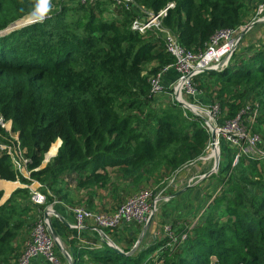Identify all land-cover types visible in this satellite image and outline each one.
<instances>
[{"label": "trees", "instance_id": "trees-1", "mask_svg": "<svg viewBox=\"0 0 264 264\" xmlns=\"http://www.w3.org/2000/svg\"><path fill=\"white\" fill-rule=\"evenodd\" d=\"M134 1L155 13L173 3L161 23L195 52L217 30L252 20L245 0ZM104 2L50 0L43 20L0 35V115L12 121L30 179L1 147L0 178L41 182L47 205L75 204L76 190L106 187L110 169L128 187L164 184L203 155L211 139L202 118L151 93L150 77L175 62L161 33H140L132 28L135 9L116 5L109 16ZM35 10L42 12L41 0H0V31ZM195 83L202 102L220 104L221 122L250 104L257 111L253 131L264 141V44L237 53L221 71L197 75ZM0 141L12 143L2 127ZM221 153L216 185L191 225L175 218L172 236L157 237L138 254L107 244L83 250L102 264H264V159L243 154L235 163L238 151L225 140ZM30 194L18 188L0 205V264H18L15 244L36 210ZM77 251L73 264H82Z\"/></svg>", "mask_w": 264, "mask_h": 264}, {"label": "built area", "instance_id": "built-area-1", "mask_svg": "<svg viewBox=\"0 0 264 264\" xmlns=\"http://www.w3.org/2000/svg\"><path fill=\"white\" fill-rule=\"evenodd\" d=\"M95 1L78 0L81 3H92ZM114 2V8L116 5H123L126 9H135L137 16L133 20L132 28L138 30L140 33H145L151 28L157 29L163 37L166 51L174 56L175 62L173 64L165 66L160 72L150 77L151 93L154 96H168L172 101L179 102L185 109L190 110L194 115L204 120V125L209 131L211 139L204 154L197 160L206 162L213 160L214 166L216 160H219L220 166L223 140L237 149L238 153L235 163L243 154H250V156L257 159H264L263 138L253 131L257 111L253 110L252 106L248 104L235 118L221 122L222 109L220 104L217 102H202L201 90L195 83L197 75L207 70L221 71L229 66L240 50L243 40L242 32L246 25L217 30L210 38L205 50L195 52L183 46L179 42L177 35L168 28H165L161 23V19L166 15L167 10L174 7L173 3H170L160 12L155 13L150 9L140 7L134 0H115ZM36 19L40 20L39 18ZM252 20L264 21V0H261L256 6L255 15ZM171 68L177 71L178 76L169 85H166L164 83V76ZM0 127L9 132L12 140L11 144L0 141V147L11 154L15 167L30 179V171L27 170L29 160L21 148L19 137L12 132V121L5 120L0 115ZM195 161L186 166L194 164ZM217 169L219 167L216 169L213 167V171L218 172ZM205 176L203 174L201 178ZM25 187H28L31 191L30 200L38 214L36 213L37 218L34 221L31 236L20 251L17 263L31 264L33 258L42 256L49 264H63L64 260H68V264H71L73 262L72 255L70 254L71 260L64 256L58 247L59 239L52 234L51 225L53 223H51V216L54 210L52 206L47 205V195L42 189V183L32 180L30 184H25ZM164 198L169 200L170 196L160 197L152 189H142L129 196L111 212L93 210L83 206H73L71 209L74 212L76 221L72 227L77 230V239L82 240L84 229L88 225H94L101 236V247L104 244L110 246L115 230H118L124 224L132 223L140 224L144 227L150 218L155 215L157 203L161 202V199ZM43 206L45 208L41 209ZM159 234L161 235L159 237L165 235L172 236L173 232L171 227H166ZM184 237L185 235L182 238ZM101 247L97 245V248Z\"/></svg>", "mask_w": 264, "mask_h": 264}, {"label": "crops", "instance_id": "crops-1", "mask_svg": "<svg viewBox=\"0 0 264 264\" xmlns=\"http://www.w3.org/2000/svg\"><path fill=\"white\" fill-rule=\"evenodd\" d=\"M247 4L250 6V8L256 9V6L261 0H245ZM251 13V11H250ZM250 15V14H249ZM251 18V17H250ZM262 24L254 25L249 30H256L260 27L264 26V21L260 22ZM178 76L177 71L174 68H171L167 71V73L164 76V83L166 85H169L172 81H174ZM197 161V160H196ZM196 161L194 164L189 165L193 166L196 164ZM203 164H206L208 162H204L203 160H200ZM188 167V166H187ZM190 169L188 170H179L172 178V180L169 183H173V190H175V193L171 194L170 199H163V203L161 205V215L164 217H171V213H173L174 218H180L186 216L187 219H190L191 216H196V211L201 208L207 198V190H211L209 186L205 189L204 184L202 183V178L199 177L200 173L193 172L190 173ZM194 179V180H192ZM0 190L4 192L3 198L0 202V205L6 202L12 195V193L18 189L25 187V184L21 183L20 181H8L0 178ZM7 183H4V182ZM18 182L17 186H6L8 183ZM95 189V188H94ZM94 190H88V189H81L79 191L76 190L75 195L76 196V205L78 204H84L86 206H90L91 208H95L93 210L103 211V206L98 204V200L100 199V196L98 193L93 192ZM89 193L90 197H86L85 199L82 198L83 193ZM168 197V196H167ZM119 198V204L112 207L109 211H103V212H111L115 210L123 201L122 197H119L118 194L115 196V200H118ZM82 200V201H81ZM89 200H91V203H89ZM75 204H71L69 202H66L64 200H58L49 203V206L53 207L54 213L51 216V220L53 223V226L57 230L59 234V238L63 243V246L65 249L72 254V252L79 250L78 255H81L82 259H92L94 260L89 253L84 251L86 250H93L97 248V245L101 247V236L99 231L95 228L94 225H88L87 228L83 231L82 240L77 239V230L72 227V225L75 223V216L74 212L72 211L71 207L75 206ZM93 204V205H92ZM35 208V207H34ZM36 213V212H34ZM143 226L140 224H124L123 226L119 227L118 230L114 231V235L116 237H126L129 239L131 238H138V232L142 230ZM21 235V234H20ZM113 239L116 240L114 238ZM20 237V236H19ZM18 237V238H19ZM72 239H76V242H72ZM117 241V240H116ZM25 246V245H24ZM23 249V248H22ZM83 250V251H82ZM60 251V250H59ZM132 251V249L130 250ZM129 251V252H130ZM31 264H49L42 256H38L33 258L31 261ZM63 264H68V260H64Z\"/></svg>", "mask_w": 264, "mask_h": 264}, {"label": "rangeland", "instance_id": "rangeland-1", "mask_svg": "<svg viewBox=\"0 0 264 264\" xmlns=\"http://www.w3.org/2000/svg\"><path fill=\"white\" fill-rule=\"evenodd\" d=\"M66 4H73V3H77L78 0H63ZM105 1L104 6L107 12V15L111 16L113 15L112 10L114 9V0H102ZM251 13L249 15V17H251V19L254 18L255 15V9L252 8L250 9ZM42 14V12L40 10H35L31 15H29L28 17L24 18V20L29 21V20H33L35 18H39L40 15ZM250 19V20H251ZM253 21V20H251ZM250 21V22H251ZM249 22V23H250ZM258 24H262V23H258ZM257 25V24H256ZM255 25V26H256ZM264 25V24H263ZM260 44H264V26L260 27L259 29L256 30H249L245 36L243 37V40L241 42V46H240V50L238 51V53H244L247 49L250 48L251 45H256L259 46ZM168 96L162 99V103H167L168 101ZM47 159H50L53 156H49V154H47ZM205 162V161H204ZM208 163L203 164L200 160L196 161V164L193 166H184L183 168H181V170H188L190 169V173L192 174L193 172L196 173H200L199 177L201 178V176L203 174H205L206 176L202 178V183L204 184V188L206 189L207 186H209V188L211 189L209 191V189L207 190V192L211 193L215 187V185L213 186V184L215 183L214 178L212 177V174L214 173H218L213 171V167H214V161H207ZM219 169H217L218 171ZM111 175H112V183L107 185L106 187H96L95 189H93L95 193H98L100 196V199L98 200V204L103 206V211H109L111 210L112 207L118 205L119 202V198L118 200H115V196L118 194L119 197H122L121 201H125L129 196H131L132 194L138 192L139 190L142 189H152L154 191V193H157V195H159L160 197H169L171 196V194L175 193V190H173V183H169L173 176L176 174H174L172 177H170L169 179H167L166 183L164 184H146L144 186H141L140 188H135V187H128L124 184L123 181L119 180L117 178L116 173L110 169ZM218 184V183H217ZM86 197H90L89 193H83L82 198L85 199ZM163 199H161V202L157 203V210L155 212V215L153 216V220L151 222L150 227L147 230L146 235L141 239V242L139 243V245L135 248V246L137 245L138 240L140 239V236L142 234V230H140L138 232V238L134 239L129 237H121V239L119 237H116L114 235V238L117 240H114L113 238H111L112 242L111 245H115L117 246L118 249H120V251H123L124 253L129 252L128 249H132L133 250V254H138L141 250L148 248V246H150L152 244V241L155 240L157 237L161 236L159 233H161V230H163V228L166 227H171L173 225V221L175 220L173 213H171V217H164L160 214L161 211V205L163 203L162 201ZM82 201V200H81ZM93 205V204H92ZM75 206H83V207H88L91 208L90 206H86V205H82V204H78ZM204 207V206H203ZM91 209H95V208H91ZM200 209V208H199ZM202 211V207L201 210L199 211V213ZM35 212L38 214V212L35 210ZM36 213H32V218H29V225L26 226L22 231H21V235L20 237L17 239L16 241V249H17V255L20 253V251L22 250V248L24 247V245L26 244V242L28 241V239L31 236V232L33 230V226H34V221L36 220ZM198 215V214H197ZM182 220H188L186 221L187 224L191 225L194 221H196V217L195 216H191L190 219H187L186 216L183 215V217H180ZM128 254V253H127ZM158 252H155L153 254L150 255L153 257H157ZM13 264V263H12ZM82 264H102L101 262H98L96 260H92L90 259H84Z\"/></svg>", "mask_w": 264, "mask_h": 264}, {"label": "water", "instance_id": "water-1", "mask_svg": "<svg viewBox=\"0 0 264 264\" xmlns=\"http://www.w3.org/2000/svg\"><path fill=\"white\" fill-rule=\"evenodd\" d=\"M36 21H38L36 18L33 19V20H29V21H26V20H24V18H21V19H19V20L14 21L13 23H11L6 29L0 31V35L7 34V33L11 32V31H13V30H15V29L21 28V27H23V26H25V25H27V24H30V23H33V22H36ZM260 22H262V20L253 21V22H250L248 25H246V27L244 28V30H243V32H242V37L245 36V34L249 31V29H251L254 25H256V24H258V23H260ZM214 136H215V135H214ZM61 143H62V141H61ZM61 143H60L59 147L61 146ZM58 149H59V148H58ZM57 152H58V150H57ZM56 154H57V153H56ZM56 154H55V155H56ZM55 155H54V156H55ZM48 160H49V159L46 158V161H48ZM218 167H219V160H216V162H215V166H214V169H216V168H218ZM152 220H153V217H151L150 220L148 221V223L144 226V228H143V230H142V234H141V236H140V239L138 240L137 245L135 246V248L139 245V243L141 242V239L146 235L147 230H148V228L150 227ZM51 223H52V222H51ZM51 229H52V234H53V236L59 239V243H58V247H59V249L62 251V253L64 254V256H65L67 259L71 260L72 257H71V255H70V253H69V252L65 249V247L63 246V243H62V241H61L60 238H59V234H58L57 230L55 229V227L53 226V224L51 225ZM110 246H111L114 250H116L117 252H119V253H121V254L129 255V254L133 253V250L130 251V252H127V253H128V254H127V253H124L123 251H120V249H118L117 246H115V245H111V244H110ZM71 264H73V262H71Z\"/></svg>", "mask_w": 264, "mask_h": 264}, {"label": "clouds", "instance_id": "clouds-1", "mask_svg": "<svg viewBox=\"0 0 264 264\" xmlns=\"http://www.w3.org/2000/svg\"><path fill=\"white\" fill-rule=\"evenodd\" d=\"M42 5V15L39 17L40 20L44 19V16L50 11L51 5L50 0H41Z\"/></svg>", "mask_w": 264, "mask_h": 264}, {"label": "bare ground", "instance_id": "bare-ground-1", "mask_svg": "<svg viewBox=\"0 0 264 264\" xmlns=\"http://www.w3.org/2000/svg\"><path fill=\"white\" fill-rule=\"evenodd\" d=\"M60 143L61 142H59L58 144L55 145L53 150L49 153V156H54L56 154V151L59 148ZM2 182H4V181H2ZM4 183H7V182H4ZM17 185H18V182H13V183H8L6 186H17Z\"/></svg>", "mask_w": 264, "mask_h": 264}]
</instances>
